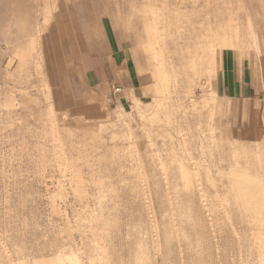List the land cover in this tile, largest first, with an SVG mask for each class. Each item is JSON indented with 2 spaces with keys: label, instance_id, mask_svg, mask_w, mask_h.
<instances>
[{
  "label": "rangeland",
  "instance_id": "1",
  "mask_svg": "<svg viewBox=\"0 0 264 264\" xmlns=\"http://www.w3.org/2000/svg\"><path fill=\"white\" fill-rule=\"evenodd\" d=\"M165 1L167 5H163ZM193 1L163 0L162 3L157 0L156 3L153 0L152 5L165 6V14L170 15L173 23L184 20L183 14H188L189 20L196 25L202 18L197 19L200 6L194 7ZM106 2L107 0L58 1L59 17L42 34L44 45L42 54L39 55L41 76L36 74L34 64V69L30 68V62V67L27 64L26 70L20 76L12 75L9 78L11 76L8 77L4 69L16 73V62L11 58L13 61L10 60L5 67V60L0 54V264H47L46 260H49L48 264H241L243 261L242 264H255L259 252L256 249L259 247L256 233L262 231L264 236V215H255L239 208L242 206L235 205L232 192L235 189V179L231 175V170L235 172L234 175L237 172L238 175H250L252 179L249 176L248 180L262 184L257 189L264 187V147L262 149L258 146L260 143L255 142L263 136L245 139L239 131L246 106L235 104L216 93L213 99L210 90L211 78L208 80L200 72L196 82L193 73H188L189 71L180 73V83L177 82L175 86L176 88L180 84L176 88L179 91L174 90L173 98L156 101V78L151 73L152 67L147 62L148 58L137 48V28L133 26L136 19L124 29L118 22V8L123 5L122 13L126 14L129 11V2ZM105 5L108 9L104 14L108 17L102 21L107 26L111 24L117 38L124 44V55L132 69V78L137 88H117L115 93L111 87L86 90L81 73L76 68L75 64L81 66L83 59L92 55V45L95 43H98L102 51L105 50L102 24L97 18ZM231 5L235 14L239 4L231 0ZM89 14L91 16L88 18ZM178 14L179 19L178 16L176 18ZM189 28L190 26L185 25L179 29L183 32ZM248 28L251 35V27ZM172 30L175 28L172 27ZM186 33L183 35L186 36ZM235 46L237 44L233 47ZM166 52L168 61L180 67L181 60L176 56L181 50ZM43 82L50 90V97L40 93ZM21 86L23 92L26 93L29 89L26 94L40 99L43 109L45 104L52 103L58 122L66 119L65 122L71 124H68L69 129L59 127L69 160L65 166L60 163L61 157L57 154L53 136L49 132L42 139L45 142L41 143L42 147L37 142L33 110L28 111V122L22 120L20 113L23 108L18 105ZM4 93H10L16 98L15 109L6 105ZM121 97L123 102L120 101ZM150 102L156 106L153 107ZM158 102H165L167 112L153 115ZM193 103L197 105L195 110L190 109ZM144 109L149 111L145 112ZM116 110L121 112V116L114 115ZM136 112H141L142 115L145 113L146 117L143 115L145 120L142 122L149 128V134L152 135L150 138L141 136L138 129L139 114ZM180 113L184 116L183 123H171ZM110 119L111 122H108ZM126 120L130 122L124 125ZM20 122L25 126H19ZM111 124L119 126L116 131L121 127L124 134L127 132L126 127H129L138 136L134 133V139H126L119 134L118 139H115L118 143L110 142L111 145L109 141L106 142L113 131ZM15 125L24 128V132L17 131ZM80 125H90L92 130H86ZM28 126L27 130L25 127ZM179 126L184 130L179 132ZM71 131L73 134L69 135ZM22 133L26 136L25 140L21 138ZM81 135L84 138L81 145L75 144ZM101 137L110 146H106L104 140H99ZM66 139L70 140L69 143L75 141L74 144L81 149L79 153L75 148L76 151L72 150L74 145L69 147ZM83 145L86 150H82ZM89 147L92 148L88 150ZM253 152L257 154L255 157H252L255 155ZM79 154H83L82 159ZM72 155H76V158H70ZM258 157L260 161L257 160ZM160 162L163 170L159 168ZM207 162L212 165L209 171L204 168ZM72 164H76V167ZM184 166H190L187 169L191 172V177L184 170ZM78 172L87 183H78L79 179L75 176ZM184 173L189 177L188 185ZM92 177H95L94 180ZM97 179L101 180L104 187H98ZM196 179L200 186L195 184ZM91 181H96L93 183L98 186ZM230 188L232 191L228 190ZM232 197L234 200L231 201ZM250 214L252 216H248ZM248 218L255 222L250 223Z\"/></svg>",
  "mask_w": 264,
  "mask_h": 264
},
{
  "label": "bare ground",
  "instance_id": "2",
  "mask_svg": "<svg viewBox=\"0 0 264 264\" xmlns=\"http://www.w3.org/2000/svg\"><path fill=\"white\" fill-rule=\"evenodd\" d=\"M59 1V0H58ZM57 0H0V54L3 56V59L5 61V67L8 66V62L11 60L13 61L11 58H13L16 62V66H14L15 68H17L16 73L12 72L10 73L7 68L4 69V71L6 72L5 74L9 77L12 78L14 76H20L21 72L25 69L26 70V66L31 62L32 66L30 68H33V64L35 67V72L36 74H39L40 76L42 75V72L40 69H42L40 67L39 64V55L40 53L42 54V47H43V32L45 31V29H48L47 27H51V22L54 20L55 14L57 13V11L59 9V4H58ZM122 1V0H121ZM157 2V0H154ZM163 3V0H161ZM239 1V0H238ZM124 2V0H123ZM127 2H129V11L125 14L121 12V7L120 9L118 8V11H120L119 13V17H120V22L122 23L123 29L124 27H128L130 26L131 23H133V19L135 20V23H133V26H135L137 28V30H135V37L136 40L138 42V46L137 48H139V50L141 51L140 53L146 55L147 62L148 64L152 67V75L154 78H156V82H157V98L155 99L156 101H158L157 99H166V98H173V92L175 93V86H176V82H177V78L179 77L180 73L181 74H185L184 72H188V73H193L194 78H198L200 72L203 73L204 75H206V78H210V74L213 71L214 68V64H215V57H216V53L218 50H225L229 47H233L235 44H239L240 43V39L238 38H242V34H237V31L239 29V22H237L238 18H236V14H233L234 11V7L232 8L231 5V0H194L193 4L194 7L200 6V10L199 13L197 12V19L198 18H202V20H199L196 25H194V22H192L191 20H189L188 18V14L185 15L183 14L184 20H177L175 23H173L171 21L170 15L165 14V6L163 5H167L168 3H164L162 6L158 7V6H153L152 2L153 0H127ZM160 2V0H159ZM137 3V4H135ZM159 3V4H162ZM170 5V4H169ZM118 7V6H116ZM167 7V6H166ZM238 7V6H237ZM240 7V6H239ZM167 9V8H166ZM198 9V8H197ZM196 9V10H197ZM204 9V10H203ZM238 9V8H236ZM195 14V13H194ZM174 15V14H173ZM235 15V16H234ZM178 16L179 19V14L176 15V18ZM193 16V15H192ZM190 26V28L188 30H183V32L180 31V27L181 26ZM172 27L175 28L174 31H179L176 35H180L179 38L182 40L183 42V47L184 49L181 50V52H178L179 54L176 56L177 59L181 60L179 62H181V66L178 67L176 66V64L174 62L168 61L167 59V53L166 52V43L167 40H171L172 42L175 43V41L178 39V37L176 38L175 35H168V32H170V30H172ZM139 28V29H138ZM178 28V29H177ZM188 28V27H187ZM186 33V36H184L183 34ZM48 39V38H47ZM235 40V41H234ZM178 41V40H177ZM46 42V40H45ZM244 43V42H243ZM242 44V43H241ZM233 49V48H232ZM177 53V52H176ZM42 57V56H41ZM10 61V62H11ZM14 62V63H15ZM33 62V63H32ZM13 64V63H12ZM11 65V64H10ZM43 65V64H42ZM148 65V66H149ZM2 67V65H1ZM10 67V66H9ZM28 67V68H29ZM150 67V68H151ZM34 69V68H33ZM24 70V71H25ZM1 71V69H0ZM13 71V69H12ZM28 72V71H27ZM183 72V73H182ZM1 73V72H0ZM25 73V72H24ZM33 73V72H32ZM4 74V75H5ZM17 74V75H15ZM28 74V73H27ZM5 75V76H6ZM32 75V74H31ZM189 75V74H187ZM186 75V76H187ZM6 76V77H7ZM44 76V75H43ZM181 76V75H180ZM184 76V75H183ZM196 76V77H195ZM3 77V76H2ZM46 77V76H45ZM188 77V76H187ZM204 77V76H203ZM22 78V77H21ZM24 78V77H23ZM170 78V79H168ZM185 78V77H184ZM190 78V77H188ZM172 79V81H171ZM191 79V78H190ZM205 79V78H204ZM209 80V79H208ZM207 80V81H208ZM204 81V80H203ZM202 82V80H201ZM209 82V81H208ZM207 83V82H206ZM201 84V83H200ZM39 85V84H38ZM209 85V83H208ZM28 86V85H27ZM29 87V86H28ZM31 87V85H30ZM12 90V87H10ZM14 88V87H13ZM22 88V86L20 87V89ZM25 88V87H24ZM16 89V88H15ZM41 95L42 96H47L50 97L49 93L50 90L48 88V86H46L45 82L42 83L41 86ZM46 89V90H45ZM152 89V88H151ZM14 90V89H13ZM22 90V89H21ZM27 89V92L28 93ZM118 90V89H117ZM149 90V89H148ZM7 92V91H5ZM25 91L23 92V90L21 91V95H20V101L18 102V105L21 106L20 108L23 110L20 114H22V120L28 122V111L33 110L32 111V117H34V131L36 132L38 138H37V142L39 141V144H41L43 141L42 139L47 136L48 132L53 136V144L56 146L57 148V154L59 155L60 158V163L61 165L67 164V162L69 161L68 158L66 157V151L63 147L64 141L62 140V136L60 134V130L59 127H64L69 129V125L70 123H66L65 120L63 121H59L57 120L54 112H53V106L52 103H47L45 104V108H42V105L40 104V99L33 95V96H29L28 94H26ZM4 102L6 103V105H8L9 107H12V109H15L16 107V103H15V97H13L10 93H4ZM30 94V93H29ZM171 94V95H170ZM213 96V95H212ZM40 97V96H39ZM177 97V95H176ZM46 98V97H45ZM152 98V97H151ZM135 99V98H134ZM154 100V102H155ZM169 100V99H167ZM135 101V100H134ZM152 102V101H151ZM150 102V104H151ZM206 101H204V106H206ZM156 103V102H155ZM155 103H153V107L155 105ZM136 104H138L136 102ZM149 104V103H148ZM169 104V103H168ZM150 105V106H151ZM156 106V105H155ZM168 106V105H167ZM8 107V108H9ZM149 107V106H147ZM159 107H161L159 109ZM189 107V106H188ZM187 107V108H188ZM19 108V109H20ZM138 109V108H137ZM166 109V104L165 102H158L157 103V108L156 110H154V112L152 113L153 115H157L160 113H166L167 111ZM191 110H195L197 109V105L196 104H192L190 106ZM145 110V109H144ZM147 110V109H146ZM145 110V112H146ZM150 110H152V107L150 108ZM55 111V110H54ZM149 111V110H147ZM156 111V112H155ZM187 111V110H186ZM135 113V112H134ZM137 113V112H136ZM143 113V111H142ZM141 112L137 113L139 114V121H140V125L138 126V129L140 131L141 136H145L150 138L149 134V128H147L146 124L143 121L144 118L143 114L142 115ZM151 113V112H149ZM18 114V113H17ZM133 114V113H132ZM131 114V115H132ZM181 114V113H180ZM183 114V113H182ZM182 114L179 117H175L176 119L171 120V123L175 122L178 124L183 123V117ZM113 115V114H112ZM115 116H121V112L119 110H116L114 112ZM134 115V114H133ZM15 116V115H14ZM146 117V115H144ZM150 116V115H149ZM109 117V116H108ZM126 117V116H125ZM129 117V115H128ZM156 116H154L155 118ZM17 118V117H15ZM46 118H48V121L46 122ZM113 118V117H111ZM119 118V117H118ZM124 118V117H123ZM130 118V117H129ZM128 118V119H129ZM135 118V117H134ZM138 118V117H137ZM135 118V119H137ZM151 117H149L150 119ZM7 119V118H6ZM59 119V118H58ZM120 119V118H119ZM122 119V117H121ZM133 119V118H132ZM147 119V118H146ZM186 119V118H185ZM28 120V121H27ZM61 120V119H60ZM112 119H110L108 122H111ZM145 120V119H144ZM152 120V118H151ZM192 120V119H191ZM191 120H189L191 122ZM116 121V120H115ZM123 121V120H120ZM18 122V121H16ZM70 122V121H68ZM73 123H75L76 121H72ZM78 122V121H77ZM76 122V123H77ZM82 122V121H81ZM124 122V121H123ZM126 122H128L127 120L125 121L124 125H127ZM130 122V121H129ZM128 122V123H129ZM151 122V121H150ZM189 122V123H190ZM2 123V122H1ZM113 123V121H112ZM149 123V122H148ZM15 124V123H14ZM13 124V126H14ZM18 124V123H17ZM19 126H22V122L19 123ZM24 124V123H23ZM152 126V122L150 123ZM7 125H12V124H7ZM6 125V126H7ZM27 125V123H26ZM31 125V124H30ZM71 125V124H70ZM76 125V124H74ZM86 125V124H85ZM19 126L15 125V129L17 127V131L22 130L24 128H21ZM73 126V125H72ZM81 126V125H80ZM90 126V125H89ZM88 125L84 126L82 128L84 129H91ZM11 127V126H10ZM78 127V126H76ZM117 127L115 124H111V128L113 131H111L110 133V139L107 140L106 142L108 143H118L115 142V139H118L117 135H123L125 136L126 139H134L136 132L131 131V129L129 127H126V134H124L122 132L121 127L118 128V130L116 131L115 129H117ZM7 128V127H6ZM5 128V129H6ZM27 130L29 129L25 127ZM110 128V126H109ZM124 129V128H123ZM208 129H210L208 127ZM11 130V128H10ZM75 130V129H74ZM92 130V129H91ZM177 130L179 132H181L182 130H184V128L182 126H179L177 128ZM191 130V129H190ZM211 130V129H210ZM12 131V130H11ZM16 131V130H15ZM24 132V130H22ZM70 131V130H69ZM76 131V130H75ZM78 131V130H77ZM81 131V129H80ZM89 131V130H88ZM138 131V132H139ZM209 131V130H207ZM212 131V130H211ZM7 132V131H6ZM21 132V131H20ZM20 132L18 134H20ZM26 132V131H25ZM72 132V131H71ZM84 132V131H83ZM125 132V131H124ZM9 133V132H8ZM13 133V132H12ZM16 133V134H17ZM80 133V132H79ZM90 133V132H89ZM17 134V135H18ZM34 134V133H33ZM67 134V133H66ZM73 134L72 133H69ZM12 135V134H11ZM68 135V136H69ZM109 135V134H108ZM119 135V136H120ZM23 136V137H22ZM32 138V135H30ZM34 136V135H33ZM67 136V137H68ZM89 136V135H88ZM93 136V134H92ZM136 136L137 133H136ZM140 136V137H141ZM152 136V135H151ZM11 137V136H10ZM19 137V135H18ZM25 137L22 133L21 138L22 140H25ZM70 137V136H69ZM68 137V138H69ZM105 137V136H104ZM215 137V136H214ZM214 137H212L214 139ZM66 138V137H65ZM71 138V137H70ZM107 138V137H105ZM10 139V138H9ZM143 139V138H142ZM145 139V138H144ZM147 139V138H146ZM67 140V139H66ZM74 140V138H73ZM82 140H84L83 135L79 136L78 139L76 140L75 144H80ZM86 140V139H85ZM99 140H104L102 137L99 138ZM68 141V140H67ZM70 141V140H69ZM69 147L71 145H74L72 148V150L75 148L77 149L78 153H79V149L78 146L74 144V142H70ZM89 141V139H88ZM120 141V140H119ZM136 141V140H134ZM227 141V140H225ZM24 142V141H23ZM36 142V141H35ZM36 142V143H37ZM91 142V141H89ZM101 142V141H100ZM99 142V143H100ZM103 142V144H104ZM105 142V144H106ZM45 143V142H43ZM110 143V144H111ZM132 144L135 143L131 142ZM262 149L264 147V137L262 139V141H258L257 142ZM92 144V143H91ZM95 144V143H94ZM102 144V145H103ZM114 144V145H115ZM36 145V144H34ZM109 145V144H108ZM106 144V146H108ZM112 145V144H111ZM131 145V144H130ZM152 144H150L151 146ZM39 146V145H38ZM54 146V147H55ZM84 146V145H83ZM98 146V145H97ZM110 146V145H109ZM122 147V145H120ZM133 146V145H131ZM140 146V145H139ZM146 146V145H145ZM42 147V144H41ZM141 147V146H140ZM38 148V147H37ZM92 148V147H91ZM90 147L88 148V150L91 149ZM95 146H94V151H95ZM259 148V147H258ZM40 149V148H39ZM74 149V150H75ZM85 149L82 148V150ZM98 149V147H97ZM96 149V150H97ZM121 149V148H120ZM132 149V148H131ZM186 149V148H185ZM188 149V148H187ZM260 149V148H259ZM81 150V149H80ZM93 150V149H92ZM238 150V149H237ZM76 151V150H75ZM150 151V149H149ZM148 151V152H149ZM157 151V150H156ZM202 151V150H201ZM263 151V150H262ZM42 152V151H41ZM69 152V151H68ZM72 152V151H70ZM69 152V153H70ZM87 152V151H86ZM127 152V151H126ZM237 152V151H236ZM256 152V151H255ZM260 152V151H259ZM68 155H71L69 154ZM74 153V152H72ZM88 153V152H87ZM111 153V152H110ZM128 153V152H127ZM157 153V152H156ZM187 153V152H186ZM185 153V154H186ZM254 153V152H253ZM252 155V157H255L257 154L254 153ZM77 154V153H76ZM83 154H85L87 156V154L83 151ZM83 154H79L80 157ZM152 154V153H151ZM43 155V153H42ZM41 155V156H42ZM77 155V156H79ZM84 155V156H85ZM127 155V154H126ZM129 155V154H128ZM145 155V154H144ZM190 155V154H189ZM251 155V154H250ZM73 156V155H72ZM70 158H76V155ZM98 156V155H97ZM131 156V154H130ZM150 156V155H148ZM259 156V155H258ZM118 157V156H117ZM133 157V156H132ZM262 157V156H261ZM38 158V157H37ZM99 158V157H98ZM190 158V157H189ZM78 159V158H77ZM82 159V157H81ZM92 160V158H90ZM96 159V158H95ZM100 159V158H99ZM104 159V158H103ZM131 159V157H130ZM203 159V158H201ZM263 159V157H262ZM32 160V159H31ZM252 160V159H250ZM249 160V161H250ZM256 160V159H255ZM257 160H259V157L257 158ZM77 161V160H76ZM75 161V163H76ZM162 161V160H160ZM190 161V160H189ZM194 161V160H193ZM248 161V162H249ZM253 161V160H252ZM260 161V160H259ZM48 162V161H47ZM95 162V161H94ZM134 162V161H133ZM192 162V159H191ZM256 162V161H255ZM188 163V162H186ZM194 163V162H193ZM250 163V162H249ZM257 163V162H256ZM255 163V164H256ZM47 164V163H46ZM70 164V162H69ZM144 164V163H143ZM184 164V163H182ZM190 164V163H188ZM253 164V162H252ZM255 164H254V168H255ZM45 165V164H44ZM73 166H75L74 164H72ZM139 165V164H138ZM191 165V164H190ZM251 165V164H250ZM69 166V165H68ZM92 166V164H91ZM94 166V165H93ZM140 166V165H139ZM142 166V165H141ZM140 166V167H141ZM192 166V165H191ZM76 167V166H75ZM148 167V166H147ZM185 167V166H184ZM190 169V166H187ZM187 167H185L186 169H184L185 171L187 169ZM196 167V166H195ZM193 167V169L195 168ZM253 167V166H252ZM73 168V167H72ZM79 168V167H78ZM77 168V169H78ZM81 168V167H80ZM91 168V167H90ZM89 168V169H90ZM93 168V167H92ZM139 168V167H138ZM159 168L161 170H163V164L160 162V166ZM204 168L209 171L211 170L210 168H212V165H210L209 162H207V165L204 166ZM64 169V168H62ZM71 169V168H69ZM74 169V168H73ZM75 169V170H77ZM197 169V168H196ZM195 169V170H196ZM67 170V169H66ZM74 170V171H75ZM92 170V169H91ZM181 170H183V166L181 168ZM256 170V168H255ZM258 170V167H257ZM260 170V169H259ZM60 171V170H59ZM83 171V170H82ZM192 171V169H191ZM197 171V170H196ZM134 172V171H133ZM190 171H188L187 174H189ZM231 175L233 177V179H235L234 181V191H232V189H228L231 190L233 192V197L235 199V205H240L242 207L239 208H243L244 211L247 212H253L261 214L262 216L264 215V187L262 189H257V187L259 185H262L260 183H253L252 181L248 180L249 176L247 177V175H238V172L236 175H234L233 173H235L233 170H231ZM264 172V171H263ZM191 173V172H190ZM21 174V173H20ZM89 174V173H88ZM92 174V172H91ZM97 174V172L95 173ZM182 174V173H181ZM19 175V174H18ZM185 175V173L183 174ZM205 175H208L207 173H205ZM79 181L78 183H82V182H86L87 180H85L82 176V174H79V172L75 175ZM90 176V175H89ZM230 176V175H229ZM264 176V175H263ZM99 177V175H97V178ZM144 177V176H143ZM189 177H191V174H189ZM188 176L185 175V178L189 179ZM198 176H195V178H197ZM210 177V176H209ZM208 177V178H209ZM231 177V176H230ZM255 177V176H254ZM257 177V176H256ZM90 178V177H89ZM93 178V177H92ZM95 178V177H94ZM94 178L92 180H94ZM102 180V177H99ZM248 178V179H247ZM251 178V176H250ZM258 178V177H257ZM256 178V179H257ZM187 179L186 183L188 185L189 180ZM199 179V178H198ZM198 179H196V185L200 186V182H198ZM252 179V178H251ZM260 179V178H259ZM99 181V179H97ZM100 180V181H101ZM111 180V179H110ZM254 180V178H253ZM97 181V182H98ZM100 181L98 182V185H96V181H91L93 183V185L98 186L99 188L102 187L101 185L104 184ZM103 181V180H102ZM141 181V180H140ZM230 181V180H229ZM228 181V182H229ZM256 181V180H255ZM260 181V180H258ZM232 182V180L230 181ZM82 183V184H84ZM87 183V182H86ZM60 184V183H59ZM147 184V183H146ZM230 184V183H229ZM62 185V184H61ZM78 185V184H77ZM109 185V184H108ZM140 185V184H139ZM59 186V185H58ZM231 187V185H230ZM233 187V186H232ZM255 187V188H253ZM140 189V188H139ZM138 189V190H139ZM135 190V189H134ZM227 191V190H226ZM77 192V191H76ZM83 192H85V189H83ZM202 192V191H201ZM200 192V193H201ZM216 192V191H215ZM230 192V191H229ZM231 192V193H232ZM100 193V192H99ZM136 193V192H135ZM149 193V192H148ZM199 193V194H200ZM217 193V192H216ZM223 193V192H222ZM221 193L222 196H224L226 198V192H224L225 195H223ZM84 194V193H83ZM167 194V193H166ZM202 194V193H201ZM205 194V193H204ZM220 194V193H219ZM230 196V194L228 193L227 196ZM102 196V195H101ZM105 196V195H104ZM107 196V195H106ZM204 196V195H203ZM219 196V195H218ZM92 197V196H91ZM98 197V196H97ZM103 197V196H102ZM221 197V196H220ZM233 197L231 198V201L233 199ZM99 198V197H98ZM101 198V197H100ZM106 198V197H105ZM104 198V199H105ZM204 198V197H203ZM229 198V197H228ZM150 199V198H149ZM168 199V198H167ZM217 199V198H216ZM220 199V198H219ZM218 199V200H219ZM224 199V198H223ZM233 199V200H234ZM98 200V199H97ZM100 200V199H99ZM98 200V201H99ZM202 200V199H201ZM229 200V199H228ZM169 201V200H168ZM172 201V200H171ZM224 201V200H221ZM219 201V202H221ZM100 202V201H99ZM103 202V201H102ZM202 202V201H201ZM206 202V200L204 201ZM171 203V202H169ZM228 203V201H227ZM102 204V203H101ZM203 204V203H202ZM229 204V203H228ZM227 204V206H228ZM231 204V203H230ZM152 206V205H151ZM203 206V205H202ZM226 206V207H227ZM232 206V205H231ZM55 207V206H54ZM100 207V206H99ZM234 207V206H232ZM239 208H237L236 210L239 211ZM57 209V208H56ZM101 209V208H100ZM73 210V209H72ZM235 210V211H236ZM241 211V210H240ZM124 212V211H123ZM53 213V212H52ZM239 213V212H238ZM243 213V212H242ZM252 213V214H253ZM240 214V213H239ZM245 214V212H244ZM249 214V213H247ZM96 215V214H95ZM241 215V214H240ZM254 215V214H253ZM101 216V215H100ZM243 216V215H242ZM248 216H252L251 214ZM98 217V216H96ZM95 217V218H96ZM257 217V216H256ZM260 217V216H259ZM62 218V217H61ZM156 218V216H155ZM255 218V217H253ZM32 219V218H31ZM154 219V218H153ZM249 219V220H248ZM247 220L251 223L253 220L250 218H248ZM256 219V218H255ZM261 219V218H260ZM155 221V220H154ZM264 221V220H263ZM262 221V223H263ZM247 222V223H249ZM255 222V221H253ZM257 222V221H256ZM262 223H260L262 225ZM253 224V223H252ZM250 227V226H249ZM261 227V226H260ZM254 228V226H253ZM81 229V228H80ZM109 229V228H108ZM251 229V227H250ZM261 229V228H260ZM264 229V227H263ZM253 230V229H252ZM81 231V230H80ZM256 232V231H255ZM254 233V231H253ZM9 234V233H8ZM255 234V233H254ZM253 235V234H252ZM43 236V235H42ZM257 238V244H258V259H257V264H264V236H263V232L262 231H258V233H256ZM263 236V237H262ZM8 239V238H7ZM255 239V237H254ZM73 240V239H72ZM239 240V239H238ZM256 240V239H255ZM256 242V241H255ZM256 244V243H255ZM254 245V243H253ZM5 246V245H4ZM242 247V246H241ZM56 248V247H55ZM53 251V250H52ZM239 255V254H238ZM241 256V255H240ZM242 257V256H241ZM245 257V256H244ZM239 258V257H237ZM247 258V257H245ZM243 259V258H242ZM52 260V259H51ZM55 260V259H54ZM241 260V258H240ZM36 261V260H35ZM38 261V260H37ZM43 261H45L43 259ZM47 264L49 263V260ZM45 261V263H46ZM242 261V260H241ZM247 261V259H246ZM42 262V259H41ZM55 262V261H54ZM238 262V261H237ZM244 262V261H243ZM242 262V263H243ZM58 264V262H56ZM239 263V262H238ZM241 263V264H242ZM255 263V264H256ZM37 264V263H36ZM50 264H52L50 262ZM54 264V263H53ZM240 264V263H239ZM247 264V263H244Z\"/></svg>",
  "mask_w": 264,
  "mask_h": 264
},
{
  "label": "crops",
  "instance_id": "3",
  "mask_svg": "<svg viewBox=\"0 0 264 264\" xmlns=\"http://www.w3.org/2000/svg\"><path fill=\"white\" fill-rule=\"evenodd\" d=\"M118 1L115 0V2ZM235 2L239 4L238 7L236 6L238 10L235 14L236 18L239 17L237 22L241 23L238 32L242 34V38L240 37L241 41L237 46L217 51L214 68L210 74V90L213 99L216 93L217 96L235 104L240 103L246 106L239 131L245 139H257L264 137V103H262L264 101V0H235ZM107 9L105 5L97 16L102 24V40L105 50L102 51L98 43H93L92 55L84 58L81 66L75 64L76 68L81 73L85 89L103 90L105 87H111L114 92L116 88L120 90L132 86L137 88L132 78V69L124 55V44L117 38L111 24L107 26L104 20L102 21L103 18L108 17L104 14ZM120 10L123 11V9ZM119 13L120 11H118L117 18L120 24ZM90 16L91 14L87 17ZM58 17L59 14L56 13L54 19ZM178 32L174 30L168 32V35L178 37V41L174 43L167 40L166 50L184 49L180 35H176ZM178 78L177 82L180 83ZM196 82H198L197 78ZM179 86L180 84L177 87ZM176 88L175 91H179ZM120 101L123 102V97ZM215 108L214 104V110ZM263 137L255 142L262 141Z\"/></svg>",
  "mask_w": 264,
  "mask_h": 264
},
{
  "label": "built area",
  "instance_id": "4",
  "mask_svg": "<svg viewBox=\"0 0 264 264\" xmlns=\"http://www.w3.org/2000/svg\"><path fill=\"white\" fill-rule=\"evenodd\" d=\"M115 90H117V88Z\"/></svg>",
  "mask_w": 264,
  "mask_h": 264
}]
</instances>
